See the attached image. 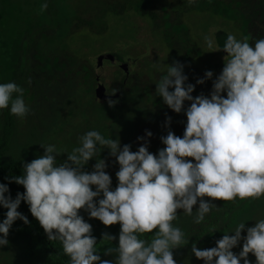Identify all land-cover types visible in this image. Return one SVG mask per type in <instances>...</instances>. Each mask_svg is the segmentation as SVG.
I'll list each match as a JSON object with an SVG mask.
<instances>
[{
  "label": "clouds",
  "instance_id": "1",
  "mask_svg": "<svg viewBox=\"0 0 264 264\" xmlns=\"http://www.w3.org/2000/svg\"><path fill=\"white\" fill-rule=\"evenodd\" d=\"M204 42L225 53L207 96L191 95L194 85L185 83L179 62L167 65L155 82L154 94L169 109L180 113L183 108L182 136L169 130L160 137L164 147L155 154L147 150V140L130 151V145L94 129L84 132L71 151L39 144L42 155L23 163L21 175L5 177L22 185L23 193L10 198L7 184L0 183V207L6 209L0 220V246L8 243V230L16 219L29 223L17 211L23 200L47 239L59 241L67 264H176L171 250L187 243L184 232L173 223L178 209L199 224L217 207L213 200H255L264 195V37L250 45L247 38L226 33L222 46H214L207 36ZM212 75L206 70L196 83ZM22 93L13 81L0 83V109L8 108L10 114L23 118L29 108ZM184 101L190 102L187 107ZM169 121L165 116V125ZM149 136L151 132L145 130L144 137ZM102 149L119 166L114 188L99 155ZM60 153H66V158L58 163ZM92 158V170L84 171ZM80 209L105 226L119 223L116 246L104 249L105 255L115 253L114 261L100 258L96 237L78 214ZM253 221L248 227L245 221L237 223L231 235H222L214 247L198 249L193 243L192 254L203 264H250L251 253L254 264H264V217ZM145 233H151V238H141ZM113 239L110 234L102 238ZM241 240L240 251L233 253Z\"/></svg>",
  "mask_w": 264,
  "mask_h": 264
},
{
  "label": "rangeland",
  "instance_id": "2",
  "mask_svg": "<svg viewBox=\"0 0 264 264\" xmlns=\"http://www.w3.org/2000/svg\"><path fill=\"white\" fill-rule=\"evenodd\" d=\"M137 1L0 0V83L13 81L20 85L23 101L29 108L19 119L10 114L8 108L0 109V139L7 114L12 121L4 157L29 162L43 154L41 143L53 144L61 152L71 151L77 146L78 138L93 129L102 136L119 139L121 145H130V151H136L147 140V150L155 154L164 147L160 137L169 130L182 136L186 121L183 108L175 113L154 94L155 82L164 74L167 65L182 61L183 74L187 77L185 83L194 85L191 95L207 96L212 80L222 69L225 53L207 47L204 37L213 40L214 46H222L226 33L237 39L247 38L250 45L264 37V0H219L229 8L225 13L213 10L215 0H145L143 15L134 10ZM44 3L47 7L41 8ZM242 17L247 18V26L242 24ZM163 20L176 28L169 26L166 28L168 34H164ZM175 29L180 30L178 35ZM62 52L87 64L107 89L116 87L121 79L122 63H126L128 75L119 96L98 101L93 95L94 85L87 86L81 74L63 65ZM206 70L212 72V77L197 84L196 80L203 78ZM133 89L138 95L123 102L122 93L123 98L130 96ZM108 100L115 103L109 106ZM189 103L184 101L183 107ZM100 104L107 111L100 110L97 107ZM132 108H138L143 115L141 122L140 114ZM165 113L170 117L167 125ZM152 114L155 116L148 117ZM129 125L137 129L124 140L123 129ZM145 130L150 131L151 136L144 137ZM138 136L144 139L137 140ZM99 155L105 160L104 171L114 188L119 166L107 149H102ZM65 158L66 153L56 157L58 163ZM94 162V158L90 159L83 170L91 171ZM239 203L244 209L227 231L229 235L237 223L245 221L248 227L254 224L253 220L264 217V195L255 200H239ZM196 207L193 206V211ZM78 214L90 224L94 237L119 232L118 222L105 226L90 218L84 209L78 210ZM191 219L178 209L173 223L182 230ZM244 234L242 229L241 237ZM6 239L8 243L0 246V264H29L21 254L22 243L9 233ZM241 244L242 240L231 251L238 253ZM214 246L215 242L204 249ZM172 256L176 264H203L187 250H176ZM114 258L115 253L102 257L109 261ZM247 258L254 264L255 257L251 253Z\"/></svg>",
  "mask_w": 264,
  "mask_h": 264
},
{
  "label": "trees",
  "instance_id": "3",
  "mask_svg": "<svg viewBox=\"0 0 264 264\" xmlns=\"http://www.w3.org/2000/svg\"><path fill=\"white\" fill-rule=\"evenodd\" d=\"M219 0H215V3H213V10L215 11H222L226 12L227 9H229L227 6L220 3ZM145 0H138L135 3L134 10L137 14H144L145 11ZM153 19L155 18L154 15H152ZM242 24L245 26L248 25L247 18L242 17L241 19ZM163 26L164 34H168L166 32V28L169 26L175 27L176 25L170 24L167 21L163 20L161 21ZM179 26V25H177ZM242 27V25H241ZM176 28V27H175ZM176 35L180 33V30L175 29ZM184 36V35H183ZM169 41V38L167 39ZM172 43V41H170ZM186 42V41H185ZM63 53V52H62ZM177 55L179 52H176ZM184 57L182 56V59ZM62 63L63 65H69V70L74 72L75 74H81L82 82L86 83L87 86L91 87L94 85V76H96L95 73H93L90 68L87 66V64H84L82 62H79L78 59L74 58L73 56H70L67 52H64L62 55ZM182 63V61H180ZM81 71V73H80ZM185 69L183 67L182 73H184ZM138 93L135 89L132 90L130 96L127 95L123 98V93L121 95V100L123 102H127L131 100V97H136ZM100 103V102H99ZM97 107H99L100 110L107 111L106 107L103 108L101 104ZM110 108V107H109ZM126 110H131L128 107H124ZM136 109L138 115H139V121L141 122V115L138 108H132ZM124 110V109H123ZM145 110V109H144ZM111 113H115L112 108H110ZM166 116V113L164 114ZM155 114L148 116L153 117ZM4 133L0 139V183L7 184L8 186V193L6 195H9L10 198H15V195L17 192L23 193L24 189L22 185L16 184L14 181L6 180L5 177H10L13 175H21L22 174V164L26 163L27 161L23 159H15V158H6L4 157V152L7 149L8 145V138L9 134L11 132L12 128V121L10 119V116L7 114L4 120ZM171 128V126H169ZM137 128L129 127L123 129V139L127 140L130 138L132 131H135ZM222 200H216L214 204L217 206L213 208L210 213L206 214L205 219L201 221L199 224L193 223V218L190 220V222L187 224V226L182 227V231L185 234V237L187 238V243L183 246H179L177 248L172 249V254L176 250L179 251H190L193 243H195V246L198 249H204L207 245L215 242L219 237H221L223 234L227 233L229 228L231 227L233 221L236 219V217L239 215V213L244 209L242 203L238 202L239 200L234 201H222ZM241 201V200H240ZM221 202V203H220ZM220 205V206H219ZM238 205L239 207H236ZM236 207V208H235ZM17 211L22 213L29 221L28 224H24L23 221L20 219H16L11 227L8 230V233L12 235L15 239L19 240L22 243V250L21 254L22 256L28 261L29 264H67L68 257L65 256L61 250V245L59 241H49L42 229V227L39 225L38 221L31 216L28 206L21 201V203L18 205ZM6 212L5 208L0 207V220H3L4 213ZM231 214V217L227 218L228 215ZM114 239L109 242L106 240H102L103 237H96V247L98 249V254L100 255V258L102 259L104 253V249L108 247L109 244H111L112 247H115L117 244L116 237L118 236V233L112 234ZM144 239H150L151 233H145L142 234V237Z\"/></svg>",
  "mask_w": 264,
  "mask_h": 264
},
{
  "label": "water",
  "instance_id": "4",
  "mask_svg": "<svg viewBox=\"0 0 264 264\" xmlns=\"http://www.w3.org/2000/svg\"><path fill=\"white\" fill-rule=\"evenodd\" d=\"M127 75V64L122 63L121 79L117 82L116 87L113 89L105 88L102 79L99 76H95V87L93 90L94 97L99 101H105L107 99H116L119 96L120 91L124 88Z\"/></svg>",
  "mask_w": 264,
  "mask_h": 264
},
{
  "label": "flooded vegetation",
  "instance_id": "5",
  "mask_svg": "<svg viewBox=\"0 0 264 264\" xmlns=\"http://www.w3.org/2000/svg\"><path fill=\"white\" fill-rule=\"evenodd\" d=\"M120 63H121V62H120ZM96 76H97V75H96ZM94 79H95V76H94ZM94 79H93V80H94ZM116 84H117V83H116ZM94 87H95V81H94ZM93 90H94V88H93ZM93 95H94V94H93ZM98 101H99V100H98Z\"/></svg>",
  "mask_w": 264,
  "mask_h": 264
}]
</instances>
